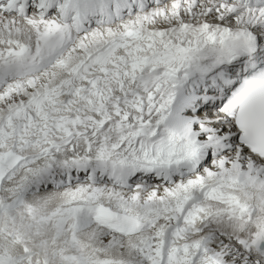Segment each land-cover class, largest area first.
<instances>
[{
	"label": "snow or ice",
	"instance_id": "obj_1",
	"mask_svg": "<svg viewBox=\"0 0 264 264\" xmlns=\"http://www.w3.org/2000/svg\"><path fill=\"white\" fill-rule=\"evenodd\" d=\"M0 264H264V0H0Z\"/></svg>",
	"mask_w": 264,
	"mask_h": 264
}]
</instances>
